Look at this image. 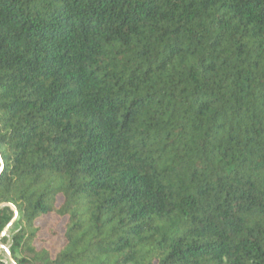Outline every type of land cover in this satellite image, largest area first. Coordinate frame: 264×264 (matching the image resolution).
I'll return each instance as SVG.
<instances>
[{
    "label": "trees",
    "instance_id": "trees-1",
    "mask_svg": "<svg viewBox=\"0 0 264 264\" xmlns=\"http://www.w3.org/2000/svg\"><path fill=\"white\" fill-rule=\"evenodd\" d=\"M0 156L17 264H264V0H0Z\"/></svg>",
    "mask_w": 264,
    "mask_h": 264
},
{
    "label": "rangeland",
    "instance_id": "rangeland-1",
    "mask_svg": "<svg viewBox=\"0 0 264 264\" xmlns=\"http://www.w3.org/2000/svg\"><path fill=\"white\" fill-rule=\"evenodd\" d=\"M64 220L59 219L56 215L50 214L39 221V225L42 226V230L39 234L40 237L45 238V241L38 242V245L41 246H46L49 247L53 252L57 250V248L61 245L62 243V225H63ZM14 224V223H13ZM13 224L9 228L8 231V240L6 243H3L5 246L9 247L10 244V232L13 229ZM51 230H54V233L51 232ZM1 250V258L6 264H11L8 260L7 253L3 250Z\"/></svg>",
    "mask_w": 264,
    "mask_h": 264
},
{
    "label": "water",
    "instance_id": "water-1",
    "mask_svg": "<svg viewBox=\"0 0 264 264\" xmlns=\"http://www.w3.org/2000/svg\"><path fill=\"white\" fill-rule=\"evenodd\" d=\"M2 159H1V156H0V170L2 168ZM7 205L6 203H0V208ZM12 210H13V216L11 218V220L7 223V225L5 226V228L2 230V232L0 233V249H3L6 253H7V256H8V260L11 264H17L16 261L14 260L13 256L11 255V252H10V249L8 246H5L1 240L5 237H8V231H9V228L11 227V225L18 219V212H17V209L13 206H11Z\"/></svg>",
    "mask_w": 264,
    "mask_h": 264
}]
</instances>
